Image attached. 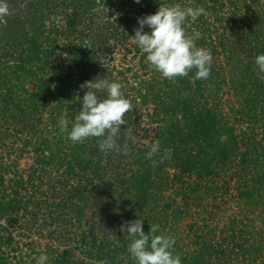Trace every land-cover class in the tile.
I'll use <instances>...</instances> for the list:
<instances>
[{"label": "rangeland", "instance_id": "rangeland-1", "mask_svg": "<svg viewBox=\"0 0 264 264\" xmlns=\"http://www.w3.org/2000/svg\"><path fill=\"white\" fill-rule=\"evenodd\" d=\"M27 1L0 20V264H135L141 218L182 264H264V0H56L47 17ZM162 3L207 10L184 24L212 54L207 79L162 77L131 39ZM95 78L132 101L118 150L68 139Z\"/></svg>", "mask_w": 264, "mask_h": 264}, {"label": "clouds", "instance_id": "clouds-1", "mask_svg": "<svg viewBox=\"0 0 264 264\" xmlns=\"http://www.w3.org/2000/svg\"><path fill=\"white\" fill-rule=\"evenodd\" d=\"M9 11L8 0H0V20ZM207 14L203 6L162 3L154 14L138 19L139 28L131 39L146 54V62L150 67L162 77H184L195 69L192 79H207L211 73L212 54L210 50L198 47L197 37L187 34L184 27L186 19L194 21ZM145 26L151 29L150 33L144 31ZM255 63L259 72L264 73V54L257 55ZM82 87L87 88L81 101L82 110L75 116L70 131L69 121L61 115L57 122L60 130L68 131V139L74 143L99 137L102 138L99 145L102 151L118 150L116 138L121 125L125 124V114L133 107L131 99L123 93L122 84L115 80L95 78ZM98 92H106L107 95L102 99ZM159 149L157 141L145 154L153 165L157 161L152 157ZM169 155L170 151L165 149L162 159ZM159 227L158 224L150 225V234H145L143 218L127 223V236L131 238L128 251L135 264H182L181 257L173 250L175 237L157 235ZM124 230L125 226H122L121 231ZM47 260V253H42L36 264H47Z\"/></svg>", "mask_w": 264, "mask_h": 264}, {"label": "trees", "instance_id": "trees-1", "mask_svg": "<svg viewBox=\"0 0 264 264\" xmlns=\"http://www.w3.org/2000/svg\"><path fill=\"white\" fill-rule=\"evenodd\" d=\"M22 1V0H20ZM27 1V0H24ZM56 0H29L27 1L29 4V12L25 15V16H31L33 14L34 11V16L38 17L40 15L46 16V15H51L54 12V8L55 5H53L55 3ZM18 15H22L21 13ZM47 17V16H46ZM14 25H16L15 21L13 20V22H9L8 24V28L13 27ZM6 30H8L7 25L5 26ZM10 33L12 31H9ZM7 37V34L4 36V38Z\"/></svg>", "mask_w": 264, "mask_h": 264}]
</instances>
